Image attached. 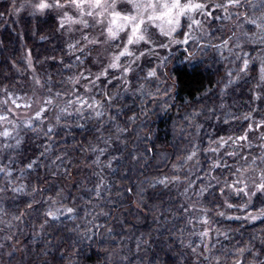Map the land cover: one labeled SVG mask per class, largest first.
<instances>
[{
  "label": "trees",
  "instance_id": "1",
  "mask_svg": "<svg viewBox=\"0 0 264 264\" xmlns=\"http://www.w3.org/2000/svg\"><path fill=\"white\" fill-rule=\"evenodd\" d=\"M242 9L250 15L251 6ZM1 10L7 12L2 2ZM21 23V34L5 27L0 36V101L29 88L27 48L54 102L32 129L18 130V147L0 138V168L11 173L0 172V189L7 187L0 191V264H12L18 249L22 264H264V218H250L264 207V193L250 201L231 195L226 205L219 192L235 172L222 143L264 120L255 52L244 76L228 75L216 52L204 51L233 36L216 26L194 51L178 47L185 55H173L170 92L153 111H122L126 100L115 115L96 117L63 100L71 76L64 67L72 61L54 19ZM164 177L167 184L156 183ZM50 207L74 212L45 223Z\"/></svg>",
  "mask_w": 264,
  "mask_h": 264
},
{
  "label": "rangeland",
  "instance_id": "2",
  "mask_svg": "<svg viewBox=\"0 0 264 264\" xmlns=\"http://www.w3.org/2000/svg\"><path fill=\"white\" fill-rule=\"evenodd\" d=\"M0 2L7 5L6 13L1 10L0 36L5 27L10 29L17 28L16 30L21 34V21L26 18L31 20H42L52 17L54 19L57 31L60 33V37L64 42V48H67L69 58L72 61V65L64 67L69 69L71 76L69 84L63 90L62 97L63 100L67 102L72 101V104L67 106L77 111H93L86 106L81 109L80 106L75 103L77 97L87 99L89 103H91L92 98H95L102 104V108L99 110L102 112L105 111V113L110 116L115 115V108L122 105L126 100L130 102L125 105L123 104L122 111L130 105H134L138 112H142L143 114L153 111L154 107L152 110L151 107L157 103H162L170 92V88L167 89L170 83L168 84L169 80L168 82L166 80L168 78L166 72L168 71V65L173 55L180 53L179 50H183L185 54H187L189 50L194 51L197 46H199V41L203 38L210 41V35L214 32L213 28L216 26L219 29L218 31L223 33L229 32L231 34L230 36H233L227 41L228 43L226 45L225 43L220 44L221 47L217 45L208 46L205 44L204 47L207 49L204 48V51L208 50L207 53L210 54V56L212 50L216 52L217 56L224 62V65H226L228 69L227 73L230 72L232 76L234 75L236 80L240 75H245L244 73L247 67L242 72L240 69L244 67L243 61L246 59L247 55L255 52L254 60L258 65L257 73L260 75L261 79V82L259 81L258 84L262 85V83H264V79H262V76H264V72H262V69H264V55L262 52L258 53L259 48L264 45V28L258 29L255 25L249 23L251 19L264 16V0H256L253 4H247V0H240L239 7H231L228 9V12L231 14V18L228 19H225L226 14L222 8L209 7L207 9L210 13L209 15L195 14V18L202 21L203 30L198 29L196 26H193L191 30L188 29V21L182 18L181 27L178 29L177 33L174 34V38L178 41H183L186 39L184 33L190 32L191 38H187V43L171 44L167 48L156 47L152 51H147L143 44L129 46L130 50L136 55H139L141 51H144L145 55L135 62L133 71L127 74V83L124 82L125 78L122 77V69L108 68L112 54L118 52L127 39L125 32L120 33L116 41L104 43L106 24L103 27L94 25L87 29H84L81 25H72L71 30H69L68 27L64 29L60 28V16L64 11H68L69 15L75 16L76 12L74 9H54L46 11L44 15L34 16L31 14V9L27 7L22 9L19 13L14 11V7H19L24 0H0ZM203 2L214 5L226 3L227 0L222 2L220 0H203ZM243 4H245L246 8H250L251 6L250 15L244 16L242 9ZM89 23L92 24L93 22L89 20ZM231 29L233 32H230ZM102 32L104 33L103 35ZM84 34H87L90 38L99 39L101 43L98 45H85L81 42L76 48H69L70 44H76L77 41H81V37ZM152 34L158 42L162 41L168 43V40L160 36L159 30L154 26H152ZM237 44H239V47H236ZM81 47H83V51H80ZM178 47H180L179 50ZM23 54L28 73L29 88L23 93L8 92L12 94V99L16 97L21 98L16 101L21 107L16 108L11 103V100L8 99L7 94L0 101V115L8 116L14 123L19 124L18 130L24 127L23 122L32 117L42 106L41 101L49 97L45 95L44 89L42 88L39 72H37L36 68L33 66V59L29 50L25 48ZM185 54L180 53L182 58ZM129 59L131 58L122 57L120 61L121 65H126ZM29 63L31 66H29ZM249 63L248 61V64ZM105 69H107L106 75H101V73L105 72ZM153 70H155L156 74L154 76H149V72ZM235 72L236 74H234ZM230 73H228V75ZM97 76L100 78L96 79ZM84 77H87V79ZM76 78H79L78 83L73 82ZM36 80H39L40 83L37 84ZM108 96L112 97L111 102L108 101ZM5 100H8L7 104L4 103ZM25 103H31V108L23 107ZM47 107L48 110L43 116L50 115L51 113V105ZM6 109H11V113L6 111ZM93 114L95 116L94 112ZM12 127L13 125L9 124L7 121H0V133L5 129L11 131ZM17 137L18 135L16 132H11L8 138L0 136L1 139L4 138L2 142L3 145H15L16 139H18ZM241 137L244 138L241 139ZM223 145L226 149L220 150V152L227 155L228 162L235 171L231 175V179L223 183L219 190L220 194L222 192V198L225 199L224 203L228 205L229 202L226 197L229 198L231 195L234 196L240 193L237 192V189L243 187V184L236 183L238 180L245 179L247 181L249 193L255 191L252 186L253 179L258 181V172L260 169H264V163L261 162L264 161V120L257 118L256 122H252L242 135L229 139L227 142L222 143L221 147H224ZM218 153L217 151L215 166L218 164V161L221 160V158L218 157ZM253 160H256V171H253L251 167ZM244 169L248 170L241 176V171ZM240 194V196H244L243 193ZM244 198L247 201L249 200L246 196H244ZM21 254L22 251L18 249L16 251L17 257H14V262L12 264H22L23 260L20 261Z\"/></svg>",
  "mask_w": 264,
  "mask_h": 264
},
{
  "label": "snow or ice",
  "instance_id": "3",
  "mask_svg": "<svg viewBox=\"0 0 264 264\" xmlns=\"http://www.w3.org/2000/svg\"><path fill=\"white\" fill-rule=\"evenodd\" d=\"M240 0H227L226 3L223 4H214L209 5L203 2V0H24L23 3L19 7H14V11L19 13L25 7L31 9L32 15H44L46 11L50 10H59V9H74L76 12L75 16L69 15L68 11H64L59 19V26L61 29L68 27L71 30L72 25H81L84 29L92 27L94 25H99L103 27L105 24L106 27V36L104 43L114 42L118 39L119 34L125 32L127 35V39L123 44V47L118 51L112 54L111 62L108 65V68L112 69H122V77L125 78L124 82L127 83L126 77L127 74L133 71V65L135 62L142 56L145 55L144 51L139 52V55H136L133 51L130 50L129 46L131 45H141L146 48L147 51H152L154 48H167L171 44H179V43H187V38H191L190 32H185L184 35L186 37L183 41H178L174 38V34L177 33L178 29L181 27L182 18H184L187 23L188 29H192L193 26H196L198 29L203 30L202 21L197 20L195 18V14L200 15H209L210 13L207 11L209 7L213 8H222L225 11V19L231 18V14L228 12V9L231 7H239ZM89 20L93 23L90 24ZM249 23L255 25L258 29L264 28V16L257 17L255 19L249 20ZM152 26L159 30L160 36L166 38L168 43H164L162 41L158 42L156 38L153 37L152 34ZM104 33L102 32V35ZM83 42L86 44H94L98 45L101 41L97 38H90L87 34L82 35L81 41H77L76 44H70L69 48H76L78 44ZM225 45L228 43L224 41ZM239 47V44L236 45ZM83 47L80 48V51H83ZM122 57H130L126 65H121L120 61ZM248 60L245 59L243 61L244 67L240 69V71H244L247 67ZM29 66L30 63H29ZM195 71V68L193 69ZM264 72V69H262ZM107 69L105 72L101 73V75H106ZM155 70L149 72V76H154ZM231 75V73L229 74ZM82 76V74H81ZM87 79V77H84ZM100 77L97 76L96 79ZM264 79V76H262ZM74 83L79 82V78L73 80ZM36 83L39 84L40 81L36 80ZM143 87V86H141ZM8 99L11 100V103L16 107L20 108L21 105L17 104L16 101L21 99L20 97H16L12 99L11 93H6ZM59 96V93L56 94ZM108 101L111 102L112 97H107ZM8 100H5L4 103L7 104ZM54 102V98L49 96L41 101V107L34 113L32 117H30L27 121H24V127L32 129L33 121H41L43 118V114L47 112L48 105H52ZM76 104L80 106V108H84L85 106L88 109L94 111L96 117H101L103 115L102 111L99 109L102 108V104L100 101L92 98L91 103L87 99L77 97ZM72 101H68V105H71ZM31 103H25L23 107L31 108ZM9 113H11V109H6ZM67 107L60 108V113H66ZM195 115V114H194ZM250 117L246 116L245 119ZM60 119V115H57V122ZM0 121H7L9 124H12L13 127L11 131L9 129H5L0 136L5 138L11 135V132L18 133L19 124L14 123L12 120L8 118V116L0 115ZM35 130V129H33ZM49 133L52 131V128L49 127L47 130ZM15 138V137H13ZM244 137H241L243 139ZM21 141L16 139L15 147L20 145ZM6 147H14L13 145H5ZM103 151V150H101ZM196 155V152L193 151L189 154L186 159L187 161L192 160ZM264 163V161H261ZM35 163V162H33ZM33 163L27 165L30 169L33 166ZM110 166V165H109ZM182 165H174V167H181ZM252 170L256 171V160L252 162ZM248 169L238 170L241 171V176H243L244 172ZM0 172L5 173V175L10 176L11 173L7 171L5 168H0ZM173 180L176 177L172 178ZM169 182L168 177H164L162 179H158L156 183L167 184ZM236 183L243 184L242 188H238L237 192L243 193L244 196L251 200V197L256 196L257 192L264 193V169H260L258 172V181L253 179V187L255 191L249 193L248 191V183L245 179H240ZM5 189H0V191H6ZM20 187H13L12 191H21ZM35 191V189H34ZM203 191V190H202ZM202 194V193H201ZM247 207V204L244 205ZM74 209L71 207H67L66 209L61 208H49L45 212L46 221L48 223L49 220H56L59 214H72ZM251 219L264 218V207L257 209V215L251 216ZM44 225L41 226L43 228ZM202 236L207 235V233H201ZM245 251L244 249L241 252ZM237 264H240L237 261Z\"/></svg>",
  "mask_w": 264,
  "mask_h": 264
}]
</instances>
